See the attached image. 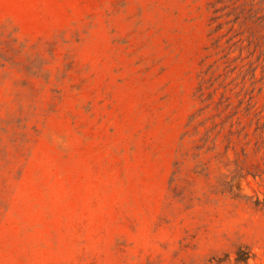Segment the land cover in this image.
<instances>
[{
	"label": "rangeland",
	"instance_id": "374dc122",
	"mask_svg": "<svg viewBox=\"0 0 264 264\" xmlns=\"http://www.w3.org/2000/svg\"><path fill=\"white\" fill-rule=\"evenodd\" d=\"M240 246L264 264V0H0V264Z\"/></svg>",
	"mask_w": 264,
	"mask_h": 264
},
{
	"label": "trees",
	"instance_id": "16d2710c",
	"mask_svg": "<svg viewBox=\"0 0 264 264\" xmlns=\"http://www.w3.org/2000/svg\"><path fill=\"white\" fill-rule=\"evenodd\" d=\"M235 256H236L234 259L235 264H250V260L255 258V255L252 253L251 249L243 246H240L235 251Z\"/></svg>",
	"mask_w": 264,
	"mask_h": 264
}]
</instances>
